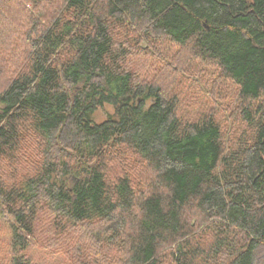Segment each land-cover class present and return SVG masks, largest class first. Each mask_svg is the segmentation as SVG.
<instances>
[{
    "label": "trees",
    "instance_id": "trees-1",
    "mask_svg": "<svg viewBox=\"0 0 264 264\" xmlns=\"http://www.w3.org/2000/svg\"><path fill=\"white\" fill-rule=\"evenodd\" d=\"M19 3L0 37V264H254L264 0Z\"/></svg>",
    "mask_w": 264,
    "mask_h": 264
},
{
    "label": "rangeland",
    "instance_id": "rangeland-1",
    "mask_svg": "<svg viewBox=\"0 0 264 264\" xmlns=\"http://www.w3.org/2000/svg\"><path fill=\"white\" fill-rule=\"evenodd\" d=\"M18 2V3H17ZM17 2L9 1L8 3L5 1L3 4V7L7 9L10 14L8 16H0V37L6 32L5 28V22L7 25H14V22L8 21L10 18H14L15 20H21L19 16H21L20 13V3L19 0ZM40 13H49L50 11H53V6H49L45 1L41 3L39 10ZM20 13V14H19ZM8 19V20H7ZM112 112V107L109 105H105L103 108L98 109L95 112L94 118L97 121H101L105 118V116ZM3 231H1L2 233ZM4 233V232H3ZM264 260V244L259 245L256 249L255 255H254V264H261Z\"/></svg>",
    "mask_w": 264,
    "mask_h": 264
}]
</instances>
